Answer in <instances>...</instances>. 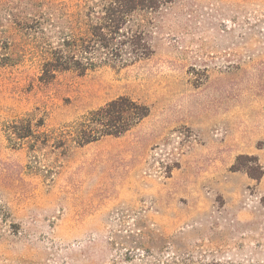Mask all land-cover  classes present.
I'll list each match as a JSON object with an SVG mask.
<instances>
[{"label": "rangeland", "instance_id": "374dc122", "mask_svg": "<svg viewBox=\"0 0 264 264\" xmlns=\"http://www.w3.org/2000/svg\"><path fill=\"white\" fill-rule=\"evenodd\" d=\"M83 3L0 0V264H264V0H174L150 57L42 82ZM122 95L151 108L122 136L7 139Z\"/></svg>", "mask_w": 264, "mask_h": 264}, {"label": "trees", "instance_id": "16d2710c", "mask_svg": "<svg viewBox=\"0 0 264 264\" xmlns=\"http://www.w3.org/2000/svg\"><path fill=\"white\" fill-rule=\"evenodd\" d=\"M174 0H84L82 8L68 19L70 32H63L58 46L46 51L40 80L52 82L64 71L80 75L100 65L126 66L153 54L150 27L155 15ZM8 55L0 52V66L9 64ZM151 112L150 106L130 96L122 95L103 106L90 110L78 119L53 129L45 122L34 124L33 119L22 117L9 123L5 132L13 143L25 141L35 150L37 145L51 144L62 148L84 147L107 136L119 137L130 131ZM236 170L241 169L234 165ZM247 173L259 179L262 174L254 168Z\"/></svg>", "mask_w": 264, "mask_h": 264}]
</instances>
